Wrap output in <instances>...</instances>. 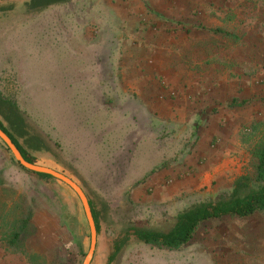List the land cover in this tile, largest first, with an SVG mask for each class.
I'll return each instance as SVG.
<instances>
[{"label": "rangeland", "instance_id": "374dc122", "mask_svg": "<svg viewBox=\"0 0 264 264\" xmlns=\"http://www.w3.org/2000/svg\"><path fill=\"white\" fill-rule=\"evenodd\" d=\"M173 4L178 21L172 26L157 20L158 9L171 14ZM239 4L241 0H0V121L12 123L13 136L37 164L82 189L97 229L89 264H106L112 243L120 238L125 241L109 264H264L260 211L206 219L174 248L144 243L132 234L134 229L169 230L179 211L226 196L240 177L250 185L264 184L255 179V153L264 141V80L256 102L228 104L239 107L234 139L241 142L223 155L193 149L203 122L196 115L157 118L134 112L129 117L112 96L134 99L130 86L121 84L164 79L156 68L122 69L120 53H110L124 45L115 34L130 32L129 47L142 48L154 45L148 35L164 26L179 30L168 38L172 42L219 47L251 30L250 11L243 18L233 12ZM243 4L250 6L247 0ZM130 6L139 9L127 22L123 15L130 14ZM203 9L210 11V24L203 21ZM215 27L226 34L211 31ZM180 62L179 70L177 63L173 69L180 81L188 73L191 79L224 72L235 78L264 67L193 70L186 59ZM13 233L17 238L12 241ZM89 238L76 194L53 177L21 168L0 141V264H81Z\"/></svg>", "mask_w": 264, "mask_h": 264}, {"label": "crops", "instance_id": "0c3cea01", "mask_svg": "<svg viewBox=\"0 0 264 264\" xmlns=\"http://www.w3.org/2000/svg\"><path fill=\"white\" fill-rule=\"evenodd\" d=\"M244 1L241 0L242 4H239V8L233 12L236 16L243 18L244 11H250L251 30L245 33L244 31L239 32L237 37L232 38L234 41H222V45L219 47L207 45L202 47L184 46L181 43L172 42L168 38H172L179 30L171 29L167 31L164 26H160V29L155 30L154 35H151L152 33L148 35L147 39H151L154 45L145 44L142 48L129 47L131 44L130 32L120 31V33L115 34V37L118 38L120 35L124 45L127 40L125 46L122 45L121 48L116 46L110 49V53H120L118 62L122 60L121 62L124 63L122 69L128 68L137 71L139 69L156 68L162 70L164 76V79L160 82L161 84L150 79L139 78L121 84L122 87L125 85L130 86L131 89H127L128 92L132 93V90L135 94L134 99L127 97L128 99L125 101H120L119 96L112 95L116 105L118 107L122 105L123 110L120 111L125 112L126 116L129 117L133 116L134 112L137 116L144 113L154 115L157 118L196 115L203 121L200 122V131L198 132L200 136L193 148L198 154H205L204 151L207 149L223 155L229 152L233 144L240 143L239 139H234V134L239 127L236 121L239 113L235 110L239 107L228 104L233 101L238 103L244 101V99L249 101V104L256 102L260 96L259 85H262L259 82L264 80V67H262L263 70L260 73L248 76L238 74L235 78L228 77V73L224 72L213 77L209 73H203L201 76L196 74L195 78L191 79L188 73L181 81L177 70H179L178 63L185 59L186 64H189V68L193 70L208 68L220 71L245 69L257 71L261 66H264V15L261 14V10L264 13V0H247L250 6H245ZM238 3H240V0H238ZM176 6V4H173L176 11L171 14L166 8L158 9L161 14L157 20L162 23L170 22L171 24L178 21L179 15L175 14L177 12ZM129 9L130 14L124 13L125 15H123V19L127 22L134 20L135 11H138L139 7L134 9L130 6ZM202 14L203 21L210 24V11L203 9ZM172 15L174 17H171ZM211 31L219 32L216 27ZM219 33L226 34L224 31ZM130 54H133V56L131 57ZM174 64H176L177 70H173L175 69ZM197 76L199 79L196 78ZM0 86L3 85L0 84ZM115 90L117 89L114 87L113 91ZM126 101L128 102L126 103ZM131 102L137 105L132 106ZM214 104L219 107L214 113H211L210 107ZM110 110H114V108H110ZM211 140H214L212 144H210Z\"/></svg>", "mask_w": 264, "mask_h": 264}, {"label": "trees", "instance_id": "16d2710c", "mask_svg": "<svg viewBox=\"0 0 264 264\" xmlns=\"http://www.w3.org/2000/svg\"><path fill=\"white\" fill-rule=\"evenodd\" d=\"M43 1L47 4L58 0ZM5 120L8 122L9 118H5ZM7 124L8 125L5 126L0 121V129L13 142L25 161L36 163L34 157L29 155L13 136L12 131H14L15 129L12 123L8 122ZM255 159V179L262 180L264 179V141L256 150ZM33 174L41 178L51 177L49 175L41 173ZM242 180L243 178L241 177L236 179L232 183L226 196L218 195L212 200L201 202L179 211L175 215V221L171 228H169V230L161 232L153 230L134 229L132 231L133 236L144 243H158L164 247L174 248L188 241L191 238L195 227L200 222L206 219L219 218L222 216L241 218L250 216L258 211L264 212V184L259 183L257 185H250L249 183H246ZM90 211L93 218L95 230H97L95 218L91 208ZM16 238L17 233H13L10 240L13 241ZM124 241L125 240L123 238H120L112 243V251L106 257V264H109L111 262L113 256L118 252Z\"/></svg>", "mask_w": 264, "mask_h": 264}, {"label": "water", "instance_id": "95a60500", "mask_svg": "<svg viewBox=\"0 0 264 264\" xmlns=\"http://www.w3.org/2000/svg\"><path fill=\"white\" fill-rule=\"evenodd\" d=\"M0 141L7 147V149L9 150L11 156L13 157V159L15 160V162L22 167L25 170H28L32 173H41V174H46L49 175L57 180H59L60 182H62L63 184H65L66 186H68L78 197L80 204L82 206L83 212H84V216L86 218L87 224H88V228H89V247L81 261V264H89L92 254H93V250H94V246H95V227H94V222H93V218L91 215V211H90V206L88 204V200L86 198V196L84 195L82 189L74 182L72 181L70 178H68L67 176H65L64 174L50 168L44 165H40L37 163H30L25 161L22 156L20 155L18 149L16 148V146L13 144V142L9 139V137L0 129Z\"/></svg>", "mask_w": 264, "mask_h": 264}, {"label": "built area", "instance_id": "2783aa9c", "mask_svg": "<svg viewBox=\"0 0 264 264\" xmlns=\"http://www.w3.org/2000/svg\"><path fill=\"white\" fill-rule=\"evenodd\" d=\"M171 180H168V182H170Z\"/></svg>", "mask_w": 264, "mask_h": 264}]
</instances>
